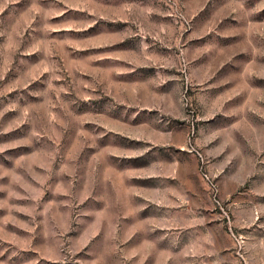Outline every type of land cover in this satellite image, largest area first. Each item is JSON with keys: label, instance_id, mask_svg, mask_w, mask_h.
Masks as SVG:
<instances>
[{"label": "rangeland", "instance_id": "obj_1", "mask_svg": "<svg viewBox=\"0 0 264 264\" xmlns=\"http://www.w3.org/2000/svg\"><path fill=\"white\" fill-rule=\"evenodd\" d=\"M0 264H264V0H0Z\"/></svg>", "mask_w": 264, "mask_h": 264}]
</instances>
